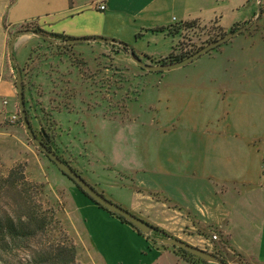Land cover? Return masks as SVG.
<instances>
[{"label":"crops","instance_id":"0c3cea01","mask_svg":"<svg viewBox=\"0 0 264 264\" xmlns=\"http://www.w3.org/2000/svg\"><path fill=\"white\" fill-rule=\"evenodd\" d=\"M101 5L106 6L104 11ZM260 6L259 0H0V74L4 76L0 98L14 94L6 80L12 67L24 68L34 48L46 40L36 33L22 32L15 42L14 63L9 54L11 36L27 23L35 22L49 33L90 39L73 45L88 55V67L93 68L102 61L96 56L103 46L117 49L124 42L140 58L159 60L176 50L181 36L173 32L175 27L199 23L231 32L252 20ZM245 31L217 52L194 61L199 72L164 75L159 123L153 120L149 124H158L157 132L149 137L143 133L134 136L135 130L143 129L136 114L135 121L127 123L101 114L105 104L90 106L88 97L98 93L88 92V81H100L96 76L77 80L72 74L65 84L71 86L69 89L75 87V95L80 97L78 127L94 132V141L99 128H113L116 133L111 158L105 156L116 174V182L107 187L115 202L171 236L219 254L228 264H264V141H260L264 138V97L257 90L264 63V36L262 31L253 35ZM95 38L117 43H101ZM121 52L123 56L112 63L134 69L136 62L131 55L129 60ZM50 69L49 64L37 82L53 95L56 87ZM143 73L147 72L138 76ZM108 76L118 78L113 71ZM128 76L133 79L134 74ZM79 193L76 209L104 264L113 263L114 248L131 247L128 243L136 253L150 256L148 264H195L174 247L161 246L160 239L153 245L152 234H140L87 195L81 196V190ZM215 232L218 241L212 238Z\"/></svg>","mask_w":264,"mask_h":264},{"label":"rangeland","instance_id":"374dc122","mask_svg":"<svg viewBox=\"0 0 264 264\" xmlns=\"http://www.w3.org/2000/svg\"><path fill=\"white\" fill-rule=\"evenodd\" d=\"M262 4H264V0L261 3V8ZM263 19L264 12L260 16L258 12L252 20L246 22V25L239 24L235 26L239 28L231 32L238 31L251 24L247 28L248 32L251 31L253 35L254 32L258 34L262 31L261 35L264 36V27H261L264 26ZM37 27L39 26L35 22H30L23 25L18 33L20 35L22 32H33V29ZM253 28L255 29L252 31ZM173 32L179 34L181 38L177 43L176 50L170 54L172 55L171 59L167 56V59L151 60L143 55L141 59L144 63L155 66L162 64L158 63L162 59H164L165 64L176 63L181 60L175 61V58L185 55L191 56L223 38H220L221 31L216 25L182 24L175 27ZM16 34H12L11 41ZM50 38L51 41L42 40L34 48L27 65L22 68L24 69L22 73L25 79L26 106L32 127L42 142L46 143L67 161L96 190L118 204L114 201L115 198L111 190L107 188H110L109 185L112 181L116 182V174L110 168L111 164L107 160L108 158L105 159L106 155L111 158L110 151L113 140H116V133L114 134L113 128H99L98 138L96 137L94 141V132L78 127L77 119L81 109L80 97L75 95V87L69 89L71 86L65 84L67 78L72 74L77 80L80 77L86 80L90 79L91 76L99 78L100 81H96V79L95 82L88 81L91 87L88 92L92 95L98 93L96 96L88 97L90 106L96 107L105 104L106 108L103 109L104 111L101 114L107 113L108 116L113 118L112 120L121 118L120 120L127 123L134 122L133 117L136 114L137 121L142 124L143 129L140 131L135 130L134 136L136 133H143L149 137L150 133L157 132L158 124L156 126L149 124L153 120H158L159 123V108L163 105L159 94L163 93L164 75L174 76L181 73H196L199 72L197 65L191 63L172 71L152 72L134 63V69H131L124 64L115 65V63H112L114 59L120 58L121 51L126 53L124 56H127L130 60V52L123 47L116 49L113 46H103L105 49L96 56L102 61L92 68L91 66L88 67L90 62L87 59L88 55L84 52L76 51L74 45L66 47V41L64 40ZM218 50L208 52L207 56ZM88 54L90 57H94L90 52ZM104 59L108 60L107 63H102ZM66 63H70V65H66ZM49 64L51 65L50 72L56 87L53 95L41 89L37 82L38 76L42 73L46 74L45 69ZM262 66L258 78V84L261 82V86L259 84L257 90L262 91L261 94L264 97L263 61ZM111 71L118 74L116 81L108 76ZM142 72L147 73L138 76V73ZM128 74H134L133 79ZM0 75L1 84L4 76L3 74ZM9 76L5 79L10 82L14 94L0 98V173L8 174L16 168L21 179L22 176H25L29 180L28 190L30 194L34 198L38 197V199L36 198L37 207L39 208L37 211L46 219L49 230L53 231L52 234L41 236L44 241L52 243V245H66L70 250H75L77 253L76 264H104L101 256L97 254L94 245L91 243L85 224L76 209L80 189L32 141L25 129L20 112L17 87L18 75L14 67H12V73L10 72ZM115 84L116 89L114 90ZM99 86L101 87L100 90L98 89ZM262 104L264 105L263 99ZM43 131L47 134V138H45ZM87 138L93 142L89 143ZM261 139L260 141L263 142L264 138ZM98 151H100V154L103 151V155L101 156ZM36 190L39 191V195H37ZM81 196L87 197L84 194H81ZM7 201L9 200L4 197L0 207L5 206ZM152 236L153 245L155 241L159 242V239L166 238L156 232L152 233ZM124 240L127 243L130 241L126 237H124ZM128 245L131 247L123 246L120 250L113 249L115 251L112 252L111 256L112 264H148L150 262V256L144 253L141 255V252L138 254L133 249L132 244L128 243ZM31 251L32 248L27 246L12 253V256H9L12 264H32ZM159 264L165 263L159 262Z\"/></svg>","mask_w":264,"mask_h":264},{"label":"trees","instance_id":"16d2710c","mask_svg":"<svg viewBox=\"0 0 264 264\" xmlns=\"http://www.w3.org/2000/svg\"><path fill=\"white\" fill-rule=\"evenodd\" d=\"M263 12H264V4H262V13ZM246 24L247 23H244L243 25H246ZM238 28L239 27H234L231 31H234ZM157 30L162 31L163 28L157 29ZM33 33L45 34L49 37L64 40L66 42L68 40L74 39V38L66 36V35L46 32L41 27L34 28ZM226 35H227V32H221L220 38H222ZM120 44L123 45V48L125 50H127V51L132 50L135 52V50H133L128 44H126L124 42H120ZM66 45H67L66 47L73 46V45H68V44H66ZM220 47L221 46H219L215 49H218ZM215 49H213V50H215ZM213 50H211V51H213ZM135 53L138 57H140L137 52H135ZM188 56L189 55H185V56H181L179 58H175V61L183 60V59L187 58ZM171 57H172V55H169L167 58L171 59ZM146 58L151 59L149 56H146ZM167 58H165V59H167ZM158 63L165 64V61H164V59H162ZM22 72H24V69H22ZM23 78H24V76H23ZM24 88H25V79H24ZM25 100H26V93H25ZM27 112H28V109H27ZM28 116H29V112H28ZM29 119H30V117H29ZM30 122H31V120H30ZM58 156L61 159H63L60 155H58ZM65 162H67V161H65ZM18 174H19V171H17L16 168L12 169L8 174L0 173V203H2V199L4 197L9 200V201H7V203H5V206L0 207V264H12L9 256H12V253H15L17 250H19L23 247H27V246L32 248V251L30 252V259H31L32 264H76L77 253L75 250H70L68 248V246H66V245L65 246L56 245V244L52 245V243H47L46 241H44L41 238L42 235L52 234L53 231L49 230V228L46 224V219L44 217H42L39 214V212L37 211L39 209L37 207V203H36V200L38 199V197L34 198L33 195L30 194V191L28 190V188H29L28 186L30 185L29 180L26 179L25 176H22V179H21V176H18ZM76 186L85 195H87L91 200H93L96 204H98L101 208L107 210L102 205H100L98 202H96L94 199H92L77 184H76ZM41 187H43V186H41ZM36 189H38V188H36ZM36 193H37V195L40 194L38 190H36ZM150 194L158 200L164 199V201L169 202L171 204V206L174 208H177V209L180 208V207L172 204L169 199L162 198L161 195L158 193L150 192ZM108 212L111 213L112 215L116 216L117 218L121 219L123 222L131 225L140 234L144 235L143 232H141L137 227H135L133 224H131L129 221H127L124 217H122L118 214L112 213L110 211H108ZM148 223L154 228V232L159 233V234L163 235L164 237H173L169 233H167L165 230H162L161 228H159L158 226H155V225L151 224L150 222H148ZM155 243H157V242L155 241ZM162 246L166 247L167 245L163 244ZM172 247H174V246H172ZM174 248L185 260H188L189 262H192L195 264H213V263H210V262L203 260L200 257H197V256L191 254L190 252H188L182 248H177V247H174ZM213 254L218 256L219 258H221V260L224 262V264H228V262L226 261V259L224 257H222L216 253H213Z\"/></svg>","mask_w":264,"mask_h":264},{"label":"water","instance_id":"95a60500","mask_svg":"<svg viewBox=\"0 0 264 264\" xmlns=\"http://www.w3.org/2000/svg\"><path fill=\"white\" fill-rule=\"evenodd\" d=\"M260 3H262L263 0H259ZM262 14V8L260 6L259 9V16ZM249 24L247 27L241 28L238 31L230 32L226 36H224L222 39L216 41L215 43H212L205 48L201 49L200 51L196 52L195 54L189 56L188 58L181 60L176 63H169V64H159V65H150L143 62V60L136 55L134 51H130L131 58L136 62L139 66H141L143 69L152 71V72H164V71H172L176 70L182 67H185L197 59L201 58L203 55L207 54L211 50L227 43L228 41L232 40L236 36L240 35L242 32L247 30V28L250 26ZM41 38H44L46 40H52L49 36L45 34H37ZM19 36V33L16 34L9 46V54L13 60L14 63H16L15 59V53H14V46L15 42L17 40V37ZM94 41L101 42V43H113L116 44V40L107 39V38H95ZM90 41V39H84V38H76L71 39L66 42V44L73 45L77 43H83ZM18 76H17V87H18V99H19V105H20V112L22 116V120L25 126V129L27 133L30 135L32 141L38 146L40 150H42L48 158L62 171L63 174L68 176L70 179H72L84 192H86L92 199H94L96 202H98L100 205H102L104 208H106L108 211L118 214L122 217H124L127 221H129L131 224H133L135 227H137L141 232L147 235H151L152 232H154V228L145 220L138 217L137 215L133 214L129 210L123 208L119 204L114 203L113 201L109 200L103 193H100L98 190H96L90 183L86 181L85 178H83L82 175H80L74 168L65 162L63 159H61L58 154L51 150L44 142H42L36 135L29 116L27 112L26 107V100H25V88H24V78L21 68L18 67ZM43 134L45 138H47V134L45 131H43ZM164 244L174 246L177 248H182L191 254L202 258L203 260L213 263V264H224V262L219 258L218 256L214 255L213 253H210L206 250L197 248L195 246H192L191 244H188L187 242L180 240L175 237H166L163 239H160Z\"/></svg>","mask_w":264,"mask_h":264},{"label":"built area","instance_id":"2783aa9c","mask_svg":"<svg viewBox=\"0 0 264 264\" xmlns=\"http://www.w3.org/2000/svg\"><path fill=\"white\" fill-rule=\"evenodd\" d=\"M105 9H106L105 5H101L100 6V10L104 11ZM0 79H1V75H0ZM263 168H264V159H263ZM212 238H213L214 241H218L219 240V235L215 232V233H213Z\"/></svg>","mask_w":264,"mask_h":264}]
</instances>
